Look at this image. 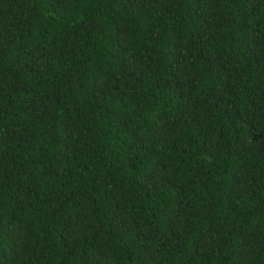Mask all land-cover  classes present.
Returning <instances> with one entry per match:
<instances>
[{"label":"trees","instance_id":"16d2710c","mask_svg":"<svg viewBox=\"0 0 264 264\" xmlns=\"http://www.w3.org/2000/svg\"><path fill=\"white\" fill-rule=\"evenodd\" d=\"M0 264H264V0H0Z\"/></svg>","mask_w":264,"mask_h":264}]
</instances>
